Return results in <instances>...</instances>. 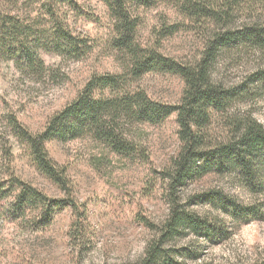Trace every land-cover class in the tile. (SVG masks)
<instances>
[{
  "label": "rangeland",
  "instance_id": "rangeland-1",
  "mask_svg": "<svg viewBox=\"0 0 264 264\" xmlns=\"http://www.w3.org/2000/svg\"><path fill=\"white\" fill-rule=\"evenodd\" d=\"M23 3L21 0L20 11H31L28 18L37 24V36L29 42L49 69L41 75L29 72L0 54V264H135L157 236L156 227L170 214L168 179L163 172L181 147L177 116L172 114L159 124H135L130 136L136 149L124 155L92 136L48 141L50 157L65 169L69 181L68 190L62 189L37 169L8 117L39 132L79 95L94 74L120 72L124 59L111 46L112 20L102 1L62 3L71 30L88 43L80 52L62 55L48 40L46 17H41L49 0ZM2 5L13 8L0 0ZM137 9L139 40L155 44L179 61L200 58L207 24L189 19L174 0H148ZM251 19L264 21V5L257 6L255 13L240 11L231 25ZM172 24L178 28L170 34L166 28ZM258 68L264 69V52L258 53L248 44L226 48L218 57L215 81L251 87L234 99L226 113L215 114L211 126L219 139L230 130L227 116L251 115L264 125V89L248 83ZM134 83L152 99L170 104L180 101L185 87L184 79L170 71L147 72ZM16 179L43 192L46 204L17 205L20 186ZM210 189L233 194L242 205L264 208V183L255 190L234 174H210L189 182L180 191L182 202H190L189 208L201 216L224 222L231 234L213 241L181 234L166 246L174 264H264V217L245 223L210 203L195 201V195ZM69 198L76 201L78 210L64 201ZM51 200H62L63 205L46 223L42 207Z\"/></svg>",
  "mask_w": 264,
  "mask_h": 264
},
{
  "label": "trees",
  "instance_id": "trees-1",
  "mask_svg": "<svg viewBox=\"0 0 264 264\" xmlns=\"http://www.w3.org/2000/svg\"><path fill=\"white\" fill-rule=\"evenodd\" d=\"M3 1L13 8L0 7V54L14 59L29 72L44 74L49 68L29 42L37 31L35 21L28 18L32 17V12L20 11L21 0ZM23 1L28 4L32 0ZM75 1L49 0L41 16L46 17L43 22H46L48 40L61 55L80 52L88 44L87 38L71 30L68 13L62 7V3L74 4ZM99 1L108 8L112 20L110 42L119 57L124 59L123 70L94 74L79 95L56 112L39 132L30 131L14 116L8 117V122L15 136L26 146L37 169L68 190L65 169L50 157L46 147L48 141L92 136L107 143L115 153L129 154L136 149L130 136L131 127L138 123L159 124L176 114L181 147L171 166L163 172L164 178L168 179L170 214L162 225L156 227L157 236L148 243L145 256L135 263L174 264L170 248L166 246L181 234L193 233L211 241L231 234L224 222L201 216L189 208L190 202H182L180 191L184 186L210 174L239 175L246 180L248 187L255 190H260L264 183V125L251 115L227 116L230 130L224 139L213 135L211 126L216 113H226L234 99L251 88L249 85L227 86L215 81L213 69L226 48L248 44L256 52H264V21L251 19L240 26L231 25L240 11L255 13L257 6L264 5V0H174L189 19L207 24L205 47L194 62L176 60L162 53L155 44L139 40L137 8L141 4L147 5L148 0ZM177 28V24H172L166 29L171 34ZM151 71H170L184 79L185 87L179 102L156 101L144 89L135 86L134 82ZM248 83L264 89V69H256ZM16 181L20 186L15 197L17 205L46 204L47 196L43 192L19 179ZM194 199L210 203L226 214L239 216L245 223L264 217V208L242 205L235 195L222 190L210 189L195 195ZM64 201L78 210L73 198ZM62 205V200H51L48 205H43L46 223L62 209ZM81 219L79 216V224Z\"/></svg>",
  "mask_w": 264,
  "mask_h": 264
}]
</instances>
